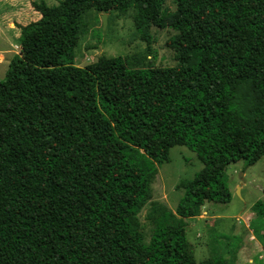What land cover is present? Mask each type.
<instances>
[{"label": "trees", "instance_id": "obj_1", "mask_svg": "<svg viewBox=\"0 0 264 264\" xmlns=\"http://www.w3.org/2000/svg\"><path fill=\"white\" fill-rule=\"evenodd\" d=\"M172 1L31 3L39 18L17 25L0 79V264H196L187 219L229 203L227 166L264 156V0ZM129 6L147 46L151 27L177 32L178 65H74L80 16ZM174 146L203 168L180 182L174 212L146 214V242L134 217ZM211 250L199 264H234Z\"/></svg>", "mask_w": 264, "mask_h": 264}, {"label": "rangeland", "instance_id": "obj_2", "mask_svg": "<svg viewBox=\"0 0 264 264\" xmlns=\"http://www.w3.org/2000/svg\"><path fill=\"white\" fill-rule=\"evenodd\" d=\"M39 1L0 0V79L10 61L18 56L20 32L17 25H25L39 17L31 6L32 2ZM43 1L55 5L60 0ZM164 8L174 11L175 5L172 0H165ZM102 15H105V27ZM134 15L132 6L123 13L102 14L95 10L83 13L78 20L80 29L74 49V65L85 67L103 55L125 58L131 68L177 66V52L173 47L177 32L151 27L152 42L147 46L136 32ZM169 159L146 177L143 203L134 217L132 230L143 232L146 242L150 236V227L145 224L146 214L149 211L174 212L183 194L178 188L180 182L192 179L203 168L197 154L185 146L172 147ZM225 175L229 203L206 204L201 218L187 219L186 238L192 245L195 262L199 264L209 259L211 249L216 245L226 251L229 249L231 254L226 258H232L234 264H264L254 246L256 241H261L264 231V215L258 217L255 213L256 203H264V156L250 166L244 161L231 164L225 168ZM250 259L252 263L248 262Z\"/></svg>", "mask_w": 264, "mask_h": 264}, {"label": "crops", "instance_id": "obj_3", "mask_svg": "<svg viewBox=\"0 0 264 264\" xmlns=\"http://www.w3.org/2000/svg\"><path fill=\"white\" fill-rule=\"evenodd\" d=\"M39 18V17H38ZM37 18V19H38ZM202 217V215L201 216H199V218H201ZM211 226V225H210ZM253 245V244H252ZM241 247H242V245H240ZM239 246V247H240ZM254 246H256V248H255V250H259V256H258V258L259 259H264V247H263V244L261 243V241L260 242H258V241H256V243H254ZM239 249V248H238ZM232 259V258H231ZM234 262V261H233ZM249 263H252V259H250L249 261H248Z\"/></svg>", "mask_w": 264, "mask_h": 264}, {"label": "water", "instance_id": "obj_4", "mask_svg": "<svg viewBox=\"0 0 264 264\" xmlns=\"http://www.w3.org/2000/svg\"><path fill=\"white\" fill-rule=\"evenodd\" d=\"M101 20H102V24H103V26L105 27V23H106V21H105V15H102V16H101Z\"/></svg>", "mask_w": 264, "mask_h": 264}]
</instances>
